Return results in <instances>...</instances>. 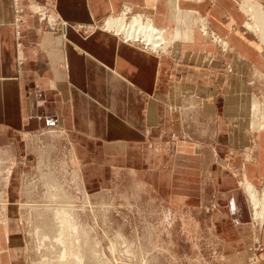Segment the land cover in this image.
Segmentation results:
<instances>
[{
    "label": "crops",
    "instance_id": "obj_1",
    "mask_svg": "<svg viewBox=\"0 0 264 264\" xmlns=\"http://www.w3.org/2000/svg\"><path fill=\"white\" fill-rule=\"evenodd\" d=\"M244 1L0 0V264H27L9 176L29 137L54 130L93 161L82 172L105 187L137 175L165 221L219 257L195 264H250L264 248V0ZM126 6L165 31L166 51L106 28Z\"/></svg>",
    "mask_w": 264,
    "mask_h": 264
},
{
    "label": "rangeland",
    "instance_id": "obj_2",
    "mask_svg": "<svg viewBox=\"0 0 264 264\" xmlns=\"http://www.w3.org/2000/svg\"><path fill=\"white\" fill-rule=\"evenodd\" d=\"M133 17L140 21L134 23L140 24L142 28L147 26L148 17L131 13L126 15L125 26H132V37H135L138 29L133 27ZM42 22L44 24L46 20ZM108 23L106 27H109ZM89 27L91 25L81 26L80 30L87 35L90 33ZM115 30L119 31L116 28ZM144 33L152 36L146 30ZM151 38L153 39V36ZM164 40L165 47L163 46L161 51L167 50L168 41L165 35ZM145 48L152 50L151 46L145 45ZM255 115L256 119L264 120L260 109L256 110ZM28 145L30 152L26 155L29 156L25 158V162L17 159V164L9 176V181L14 182L15 187H21L14 192L17 203H20L16 206L19 222L24 226L26 235L25 263L61 264V261H64L63 264H195L199 260H202V263L217 262L219 257L210 248H203L201 251L199 247L192 246L198 245L194 243L197 238L186 237L182 233L181 223L165 221L166 215L163 213L167 208L156 200L157 196L151 188L141 187L143 183L137 175L115 173L112 185L105 187L103 175L82 172V167L93 161H90V157L87 159L78 156L74 142L59 130L31 135ZM7 165L9 164L2 166L0 162V172L2 169L7 170ZM0 174V182H3L5 175L2 176L3 172ZM61 209L71 211L69 219L72 221H69L75 223L76 230L67 232L62 237L63 240L54 242V246L50 240L46 241L43 237L45 234L49 237L59 234L61 223L55 222V212ZM259 220L261 224V217ZM192 238L193 240H190ZM75 242L80 246L82 242L83 253L78 254L79 247L73 251V248H76ZM51 246L55 251L58 248L56 254H53ZM73 252L79 255L80 260L73 259ZM249 261L251 264V256ZM254 261L256 264H264V256L261 255V259Z\"/></svg>",
    "mask_w": 264,
    "mask_h": 264
},
{
    "label": "bare ground",
    "instance_id": "obj_3",
    "mask_svg": "<svg viewBox=\"0 0 264 264\" xmlns=\"http://www.w3.org/2000/svg\"><path fill=\"white\" fill-rule=\"evenodd\" d=\"M246 1V0H245ZM244 1V2H245ZM245 5V4H244ZM39 5H34L33 6V10L34 11H36V9H38L39 7H38ZM252 6V5H251ZM254 6H252V8H253ZM251 7H250V9H252ZM253 10V9H252ZM257 10H259V8H257L256 9V12H257ZM41 12V14L43 15L44 14V11H40ZM130 12H132L131 11V8L129 7V6H126V7H124V12H123V17H120V20H113V19H116V18H114V17H112L111 19H110V21H109V23H108V26L109 27H111V28H116V29H119V31H122V32H124L125 33V35L127 36V35H129V36H127V38H126V40L127 41H134V42H139V43H141V44H143V42H146V43H144L146 46H151V51H153V52H157L158 50L159 51H161V50H163L164 49V43H166L165 42V40H164V35H165V32L164 31H160V30H156L154 27H153V25H152V23H151V20L150 19H148L147 20V26L145 27V28H142V26L140 25V24H135V23H140V21L138 20V19H134V18H136V17H133V19H134V21H133V19H132V21H133V27H135V29H138L136 32L137 33H135V37H132V26H131V28H127L126 26H125V23H124V20H126V15L129 13L130 14ZM254 12H255V10H254ZM259 12V11H258ZM262 14V13H261ZM257 15H258V13H257ZM264 15V14H263ZM261 18H263L264 19V17H261ZM123 21H122V20ZM259 19H260V16H259ZM49 20H50V22L51 23H55L56 21H57V23L58 22H60L61 23V26H62V22H61V20L59 19V18H57L54 14H50V16H49ZM107 21V22H108ZM256 21H257V19H256ZM106 22V23H107ZM135 22V23H134ZM136 25V26H135ZM260 25V24H259ZM258 24H257V26H259ZM90 28V27H89ZM107 28V27H106ZM108 29V28H107ZM113 31L115 30V29H112ZM147 31V32H149L150 33V35H152L153 36V39L151 38L152 36H149V35H147V34H145L144 33V31ZM116 32H117V30H115ZM135 32V31H134ZM141 33V34H139V33ZM202 32H203V34H207V31H205V30H203L202 29ZM144 33V35L146 36H143L142 34ZM262 34V33H261ZM134 38V39H133ZM147 38V39H146ZM215 39V38H214ZM164 46V47H163ZM71 211L70 210H67V209H61V210H56V212H55V216H56V218L55 219H57V221H55L57 224L60 222L61 224V228H59L58 229V232H59V234L57 235V236H55V237H49L48 235H46L45 234V237H43V238H45L44 240H50L51 241V245H56V244H54V242H57V240H59L60 241V239H64V238H62V237H64L65 236V234L67 233V232H71L72 230L74 231V230H76V227H75V223H71L70 221H72L71 219H69V218H71V215H72V213H70ZM261 212V210L259 209V208H257L256 209V206H254V215H256V213H260ZM263 215L261 216V222H263L262 220H263V218H264V213H262ZM70 220V221H69ZM74 221V220H73ZM79 226V225H78ZM77 226V227H78ZM79 229V228H78ZM45 230V229H44ZM52 231V230H51ZM79 231V230H78ZM50 234V233H49ZM77 236H78V234H77ZM80 237V236H79ZM56 239V241H54V240ZM70 239V238H69ZM82 239V238H81ZM77 241V240H76ZM258 242V241H257ZM61 244H62V242H60ZM76 243V242H75ZM77 243H80L79 241H77ZM77 243H76V248H73V251H75L74 249H77L78 247H79V253L78 254H81V253H83V251H82V242H81V246L80 245H77ZM87 243V242H86ZM44 244V243H43ZM60 244V245H61ZM85 244V243H84ZM87 246V245H86ZM85 247V246H84ZM51 248L53 249L52 251H53V254H56L57 253V249H56V251L54 250V247L53 246H51ZM72 249V248H71ZM88 249V248H87ZM55 251V252H54ZM97 252V251H96ZM72 254H70V256H71ZM73 259L75 260V261H77V259L78 260H80L79 259V255H77L76 254V252L74 253L73 252ZM44 256V255H43ZM63 259L65 258V254H64V256L62 257ZM81 258H82V256H81ZM62 259V260H63ZM83 260V259H82ZM68 261V260H67ZM79 262V261H78ZM64 263V261H61V264H63ZM81 263V262H80ZM84 263V262H83ZM105 263V262H104ZM79 264V263H78Z\"/></svg>",
    "mask_w": 264,
    "mask_h": 264
},
{
    "label": "built area",
    "instance_id": "obj_4",
    "mask_svg": "<svg viewBox=\"0 0 264 264\" xmlns=\"http://www.w3.org/2000/svg\"><path fill=\"white\" fill-rule=\"evenodd\" d=\"M38 7L39 8L36 9V13H37V16H38V19H39L40 22H42V20H46V22H44V25H49L50 27L57 26V24L61 25V23L60 22L57 23V21L54 24L50 22L49 16H50V14H52L51 11H49L50 7L43 6V5H39ZM40 11H44V14L42 15ZM18 12H19V10H16L17 17L19 16ZM17 21H19L18 18H17ZM62 27H64L63 23H62ZM92 27L89 28L90 31L92 30ZM202 29L206 31V28L204 26H203ZM212 37L214 38V35H212ZM255 245H254L253 253L251 255V260H252L251 264H256V261H254V260L258 261L259 259H261V255H263V252H264L263 251L264 248L260 244L256 243ZM255 250L257 251L256 253H255Z\"/></svg>",
    "mask_w": 264,
    "mask_h": 264
}]
</instances>
